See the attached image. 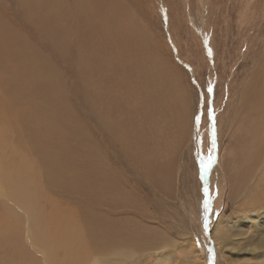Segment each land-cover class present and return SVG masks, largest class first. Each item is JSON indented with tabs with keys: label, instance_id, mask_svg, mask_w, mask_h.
<instances>
[{
	"label": "rangeland",
	"instance_id": "rangeland-1",
	"mask_svg": "<svg viewBox=\"0 0 264 264\" xmlns=\"http://www.w3.org/2000/svg\"><path fill=\"white\" fill-rule=\"evenodd\" d=\"M26 1L20 0L19 4ZM127 1L130 6L136 4L133 15L147 32L145 43L151 48L153 45L157 60L161 58L171 86L162 81L158 96L154 94L156 113L147 114L151 109L142 107L143 102L134 97L131 103L138 106L135 109L133 105L131 111L138 117L130 124L126 122L128 130H132L123 135L125 140H117V133L111 131L110 144L105 133L93 124L96 122L89 78L79 70L88 61L79 65L71 58L70 62L57 63L42 44L32 39L27 42L33 49L29 47L31 54L25 57L38 55L44 67H53L45 79H39L47 82L53 92L44 97L43 103L40 94L46 84H38L39 80H33L36 90L32 93L20 95L18 90L14 94L0 90V264H79L81 245L90 254V248L94 249L92 256L85 254L90 257L86 256L82 261L87 262L82 264H108L112 251L108 250L107 230L112 218L115 223L125 220L129 235L136 232L132 225L137 223L165 236L166 245L160 251L168 252L169 257L161 253L157 258L151 253L146 264H199L198 257L200 264H207L209 250L215 253V264H264V245L258 244L264 243V148L258 142L260 137H254L253 116L248 115L249 106L258 105V97L264 95V71L255 75V70L264 66V0ZM29 2L32 1L26 3ZM8 3L12 5L10 0H0L3 24L6 25V18L7 23L13 21L18 32L27 33L29 26L23 20L36 15L29 8L21 15L15 5L8 12ZM7 43V39L0 38V44ZM18 61L13 66L20 64ZM251 91L252 97L248 93ZM84 101L89 104L83 106ZM52 107L55 111L50 117L54 119L43 121V114ZM94 109L100 113L98 106ZM246 117L249 120L245 121ZM55 118L63 123V128ZM157 126L162 129L158 133ZM134 128L137 136L132 133ZM44 133H51V138ZM260 145L262 150L256 159L252 154ZM243 163L252 168L249 173L245 168L246 172L239 173L240 178L251 177L250 183L237 186V166L240 164L238 170H242ZM162 171L171 180L167 189L180 186L176 176L180 174L185 194L196 191L199 200L207 193L211 197L217 214L205 230L206 244L186 234L179 225L183 219L177 217V194L173 198L164 189L154 193L151 181L154 183L155 175H162ZM144 193L149 196L148 204L142 200ZM154 200L157 206L152 210L150 204ZM12 203L25 211L20 213ZM113 203L122 204L127 210L124 217L109 211ZM91 214V219H87ZM28 221L34 241L40 243L37 246L45 247V260L40 253L35 255L33 251L37 249L24 243L23 227Z\"/></svg>",
	"mask_w": 264,
	"mask_h": 264
},
{
	"label": "bare ground",
	"instance_id": "bare-ground-1",
	"mask_svg": "<svg viewBox=\"0 0 264 264\" xmlns=\"http://www.w3.org/2000/svg\"><path fill=\"white\" fill-rule=\"evenodd\" d=\"M10 1L12 2V5L8 3L7 11L10 9V7H14L15 5V10L20 9L19 12H21V15H23V12H25L26 14V8H29V11L31 9L36 16L32 15L34 16V18L32 17L24 18L23 20L24 24L29 26V27H26L27 33L18 32L17 30L18 27H16L15 24H13V21L12 23L9 22L10 23L9 24L6 21L7 20L6 18H5L6 25H4L3 24L4 17L0 16V25L3 24V26H0V38L4 40L7 39L9 41L7 45L0 44V90L1 91L3 90V92L7 91V92H10V94H14L16 90H18L20 95L25 94L27 91L28 93H32L33 90H36V83H34L33 80L45 79L47 75L50 73V70L53 69V67H48V66L44 67V64L42 62L43 60L40 59L38 55H35L32 58H30L29 55L25 57V54H31L29 47L33 49V46H29V44H27V42H29L32 39L33 41L35 40L39 44H42L41 47L44 50L49 51L50 55L54 57L53 59L57 63L70 62L71 58L79 65H83L85 62L88 61L86 67L84 69H79V70L82 76H86L89 78L87 79L91 87L89 94L91 96V102L93 103V105L91 106V110H92L94 120L96 122V124L95 123L93 124L96 129L101 130L103 134L105 133V135L107 136V140L110 144L113 138V137L111 138V135H110L111 131L114 130L117 133V137H116L117 140L119 139L125 140L123 135L127 134V130H128V126L126 122L130 124L129 121H134L137 119L136 116L138 117V115H135V113H132L131 111L133 105H135V104L132 105L131 103L132 99H135L134 97H136L137 102L138 101L143 102L141 106L144 105L146 109H151V111L147 112V114L151 112L152 113L157 112L156 106L153 103L154 94L158 96L161 90L160 84L162 81L165 84H168V85L170 84L169 85V88H170L171 79H170V75L167 74L168 72L166 71L167 72L166 73L162 69L163 66H162V63L160 62L161 58L158 57V60H157V55L152 50L153 45L151 48L150 46L151 44L149 45L148 43H145V37L147 36L146 35L147 32L146 30L142 28L143 26L140 25L141 21L136 20L137 18L134 17L133 15V12H137L135 11L137 8L136 4H134L133 6H130L127 0H84V1L83 0H36V1L31 0L32 2L26 3L27 1H29L27 0L24 3V5H21V2L19 4L20 0H10ZM70 10H72V13L71 12L68 13V11ZM17 14H18V11H17ZM166 22L167 20L165 17V19L163 20L164 26H166L165 25ZM23 57L25 58L23 59ZM19 58L23 60L19 62L18 61ZM17 61L20 64H18L17 66H13V64ZM263 71H264V66H261L260 70L258 69L255 70V75H260ZM39 81L40 82H37L38 84H43L44 86L46 84L44 91L42 92V94H40L41 95L40 100L43 103H45L46 100L44 97H46L47 95H49V93L53 91L47 88L48 87L47 82L44 84L42 80H39ZM248 93L252 97V91ZM81 94L82 93H80V95ZM258 100H259L258 105L256 106L250 105L249 106L250 108H248V106L246 107L249 110H251V112H249L248 115L251 114L249 116H253L252 117L253 119L251 120L250 118V120L251 122L254 123V129L252 127L253 131L255 130L254 137L256 136L255 138H257V140L260 137L261 140L259 139L258 142L259 141L262 142L263 144L261 143L260 144L263 145V148H264V138L262 137L264 136V95H260L258 97ZM79 101L82 103L80 99ZM88 104L89 103L87 101H84L82 105L84 106ZM136 105H135L136 107L135 109H137V106H138ZM95 106H98L100 108V113H97L95 111L94 109ZM54 111H55L54 107H52L49 111L46 110V113L43 114V117L45 119L43 118L42 120L52 122L51 119H54V117H50V115ZM176 112H173V115ZM131 113H132V116H131ZM143 113L145 112L143 111ZM176 114H178V112ZM145 115H144V118L147 117V116L145 117ZM159 117H162V116H159ZM195 118L196 117H194V119ZM55 119H57L60 122V126L63 124L58 118H55ZM246 119H248V117L245 118V121ZM151 120L153 119H150L149 121ZM248 120H247V123H249ZM152 122L156 123L154 121H151V123ZM158 123L160 124V121ZM168 123L169 125H171L169 121ZM253 123L251 124L252 126H253ZM134 125L133 127H135ZM150 126L152 127L151 124ZM161 126H162V121H161ZM159 127L157 126L158 131L156 133L160 132L159 130H162L161 128L159 129ZM134 129L135 130L132 133H134L133 135H136L137 132L135 133V131L137 130L136 128ZM129 130H132V129H129ZM44 131H45V128H44ZM171 132L173 131L171 130ZM171 132L169 133L171 134ZM50 134L51 133H48L45 135L49 136ZM145 134L146 133H143V136ZM51 136L52 135H50L48 139H50ZM139 138L141 137H138V139ZM117 140H114V142ZM146 140L148 141L150 139H146ZM47 141H50V140H47ZM167 141H169V139H167ZM167 141H165V143ZM142 143H145V141H143ZM261 145L256 149V152L252 154L254 155L256 159L259 158V154L262 150ZM52 146L54 147V145ZM122 147L124 149V146ZM152 147L155 150L154 146ZM56 148H58V146ZM61 148L62 146L60 147V149ZM158 148H161V146ZM161 149H164V148L162 147ZM165 150L168 151L169 149L165 148ZM151 152L150 154L152 155ZM155 154H158V152H156ZM127 156L125 155V157ZM137 156L139 157L138 154ZM145 156H146V153H145ZM141 163L139 165H141ZM243 164L245 166L243 165L242 170H238V166L240 164L237 166V171H236L237 175H239V173H243V171H245V168L246 170H248V173L250 172L252 167L249 168L245 163ZM161 174L162 175L160 174L155 175L157 180L154 183L153 181H151L152 186H154L153 188L154 193L158 194L162 189H164L173 198L177 194L176 198L178 199V204L180 206L178 210V213H180V215H178L177 217H180L183 219L182 223H179V225L184 228V231L186 234L188 233V235L192 237L196 236L204 244H206L207 239L205 238V233H206L205 230L211 223H213V221H215L214 219L217 214L216 207L211 204V199H210L211 197L207 193L204 196L202 195L203 199L199 200L196 194V191H194L191 194L188 193V195L185 194L182 191V188L184 186L183 185L184 181L182 179V175L181 177H179L180 174L176 175L179 178L178 182L180 183V186L176 187V189L174 190L171 188L167 189L165 186H167V182H170L171 180L163 176V171L161 172ZM165 175H167V173ZM250 179L251 177H247L245 175H243L241 179L239 175V180L237 183H239L240 185L238 184L237 186L248 185L250 183V182L248 183V180ZM190 189L193 190V188H190ZM101 197L102 196H100V198ZM147 197L149 196L147 194L145 195L144 193L142 200L145 201L146 203L148 202ZM6 198H8L9 201L10 200L12 201V199L15 200L14 198H9V197H6ZM103 198L101 200H103ZM92 201L93 203L95 202L94 199ZM96 203L100 204L99 201L98 202L96 201ZM12 205H14L15 208L19 209L20 213L22 212V210L25 211L17 203L16 204L12 203ZM150 205H151V209L153 210V208L157 206L156 200H154ZM101 206L102 205H100L99 207ZM83 211L84 209L82 210V213ZM109 211L114 214L120 215L121 217H124L125 215L123 214H126L127 210L126 211L124 210L122 204L113 203ZM76 212H78V210L75 211V213ZM80 212L81 211H79V213ZM25 214L27 215L28 213H25ZM143 215L145 216V213ZM85 216L87 217L86 213H85ZM91 216L92 214L90 215V218H87V219H91ZM61 219L62 221H65V219L63 218ZM96 219H99V218L97 217ZM169 219H172V218H169ZM123 221L124 222L115 223L114 219L112 218V223L111 222L109 223L108 230H107L109 240H108L107 245L108 247H110V249L108 250L112 251L111 252L112 255L108 259V264H146L145 259L149 258L151 253H155L157 255L156 256L157 258L161 256V253L164 254L166 258L169 257L168 252H164V250L160 251V249H162L163 247L165 248L166 243H165V236H163V234L162 236H158V234L161 233L159 230L155 228H151V227H146L144 225H140L136 223L132 225L133 231H136V232L131 233V235H129L126 229L127 223L125 222V220ZM78 222L80 221L77 220V223ZM73 223L76 224L75 221ZM80 224L82 225L81 222ZM88 225L91 226L90 224ZM77 226H80V225L77 224ZM78 228L81 229V226ZM32 229L33 228H31V222L29 223L28 221L24 223V227H23V233H24L23 239H25L24 243L27 247H31V249L32 248L37 249L36 252L33 251L35 255L37 256V254L40 253L39 256H42L41 258L45 260V255L44 253H42L45 247L40 248L37 246V244H40V243L34 241L36 238L34 235H32L33 234ZM43 233L45 232L43 231ZM133 238H135V240H133ZM258 244L262 246L264 245L262 241H260ZM81 246L82 247L80 248V252L79 253L77 252L79 255L78 257L79 264H82L83 262L84 263L87 262V260L82 261L83 259L86 258V256L90 257L85 254H89V255L94 254L93 247L90 248L92 252L90 254V252H88L86 248L83 247V245ZM74 248H76V246ZM95 248L97 249L99 247L96 246ZM100 251H102V249ZM103 253L100 252V255ZM200 260H201L200 257H198L199 264H200ZM206 261H207V264H215V253L212 250H209V255L207 256ZM104 263H107V262L104 261ZM171 264H176V262L173 261L171 262Z\"/></svg>",
	"mask_w": 264,
	"mask_h": 264
},
{
	"label": "snow or ice",
	"instance_id": "snow-or-ice-1",
	"mask_svg": "<svg viewBox=\"0 0 264 264\" xmlns=\"http://www.w3.org/2000/svg\"><path fill=\"white\" fill-rule=\"evenodd\" d=\"M212 91V88L211 87H209V92H211ZM204 167V165H203V163H202V168ZM208 167H210V164L208 165Z\"/></svg>",
	"mask_w": 264,
	"mask_h": 264
}]
</instances>
